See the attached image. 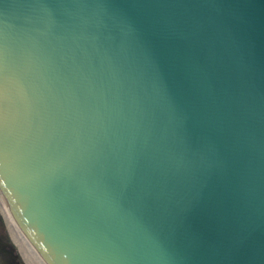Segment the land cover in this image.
<instances>
[{"label": "water", "instance_id": "95a60500", "mask_svg": "<svg viewBox=\"0 0 264 264\" xmlns=\"http://www.w3.org/2000/svg\"><path fill=\"white\" fill-rule=\"evenodd\" d=\"M0 196L40 264H264V0H0Z\"/></svg>", "mask_w": 264, "mask_h": 264}, {"label": "rangeland", "instance_id": "374dc122", "mask_svg": "<svg viewBox=\"0 0 264 264\" xmlns=\"http://www.w3.org/2000/svg\"><path fill=\"white\" fill-rule=\"evenodd\" d=\"M5 204L0 196V215L5 223V230L10 237V244L0 241V264H29L20 245L14 239L13 233L5 216ZM10 215V214H9ZM19 234V233H18ZM32 249V248H31ZM33 250V249H32ZM22 251V252H21ZM25 257V258H24Z\"/></svg>", "mask_w": 264, "mask_h": 264}, {"label": "bare ground", "instance_id": "6f19581e", "mask_svg": "<svg viewBox=\"0 0 264 264\" xmlns=\"http://www.w3.org/2000/svg\"><path fill=\"white\" fill-rule=\"evenodd\" d=\"M4 213H5L6 219H7L8 223H9V227L11 229V232L13 233L14 239L20 245V247H21V249H22V251H23V253H24V255H25L26 259H27V261L29 262V264H40L38 262V260L36 259L33 250L31 249L32 248L31 244L28 242V240L26 239V237L22 233L20 227L18 226L16 221L11 216V214H10L9 210L7 209V207H5Z\"/></svg>", "mask_w": 264, "mask_h": 264}, {"label": "trees", "instance_id": "16d2710c", "mask_svg": "<svg viewBox=\"0 0 264 264\" xmlns=\"http://www.w3.org/2000/svg\"><path fill=\"white\" fill-rule=\"evenodd\" d=\"M0 240L6 243H10V237L5 230V223L0 215Z\"/></svg>", "mask_w": 264, "mask_h": 264}, {"label": "flooded vegetation", "instance_id": "af4514ba", "mask_svg": "<svg viewBox=\"0 0 264 264\" xmlns=\"http://www.w3.org/2000/svg\"><path fill=\"white\" fill-rule=\"evenodd\" d=\"M0 241H1V240H0ZM2 242H3V241H2ZM3 243L8 244V245L10 244V243H6V242H3Z\"/></svg>", "mask_w": 264, "mask_h": 264}]
</instances>
